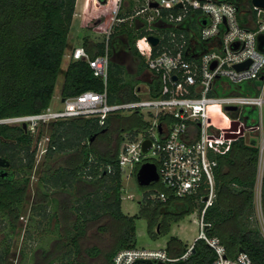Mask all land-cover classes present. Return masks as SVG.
<instances>
[{
  "label": "trees",
  "instance_id": "trees-1",
  "mask_svg": "<svg viewBox=\"0 0 264 264\" xmlns=\"http://www.w3.org/2000/svg\"><path fill=\"white\" fill-rule=\"evenodd\" d=\"M98 1L103 3V0ZM231 1L237 6L242 3ZM129 2L134 6L132 0ZM75 4L76 0H0V122L39 114L48 109L60 78L61 99L76 97L87 91H104L102 80L93 76L85 61L70 58L74 47L69 44L68 36ZM92 5L94 0H86L81 18L83 27L94 19ZM107 7L105 16L110 13ZM121 9L117 18L125 21L113 27L110 44L111 47L121 42L128 44L135 76L140 75L146 66L135 49V43L145 32L138 30L134 24L136 20L139 22V18L128 20L134 15V10L131 12L127 8L123 14ZM81 41L80 47L90 57L103 53V42H93L89 37H83ZM65 56L68 60L64 66ZM256 85L258 83L241 84L230 87L229 92L254 96L257 94ZM154 89L157 92L156 84ZM106 91L109 102L115 97L120 102L134 99V74L124 64L118 63V67L110 68ZM245 114L255 123V111L248 109ZM112 121L126 125L123 132L129 139L134 138V130L142 132L146 126L136 113L128 117H108L103 125L95 118L47 124L48 143L44 160L47 172L38 180L40 199L30 210V218L37 217V230L41 235H46L38 248L40 258L46 261L44 264H88V260L100 259L105 264H111L118 251L136 248L135 217L126 216L121 210L122 172L117 164V155L123 141L122 135L104 153L94 147L97 140L110 141ZM36 141L21 126L0 123V157L9 163L7 168H0V225L5 223L11 231L17 230L30 184L29 173L35 168ZM71 153L78 155L76 166L50 165L55 155ZM258 154L254 138L224 144L211 154L212 159L217 161L214 168L215 197L203 216L200 193L184 199L170 197L167 202L161 203L151 199L154 191L147 192V188H140L143 192L146 190L140 216L147 220L151 237L156 239L158 235L152 230L154 226L160 230V234H167L170 222H178L197 210L199 219L202 217L203 223L208 225V236L218 237L228 256L233 257L242 250L253 264H264V237L255 220L254 202ZM1 173L6 175L2 177ZM81 184L91 190L79 193ZM68 189L79 194H76L68 209L72 217L70 229L67 234L63 231L60 234L56 229L57 223L63 224L64 203L51 192ZM260 201L264 219V170ZM50 205L53 208L48 212ZM52 220L56 221V229L48 232ZM89 228H96L102 241L110 240L106 250L96 245L82 247ZM10 246L11 242L3 250L0 246V264H7ZM186 250V245L170 237L166 251L175 261L165 264H211L214 260L213 251L203 241H195L190 256L181 260Z\"/></svg>",
  "mask_w": 264,
  "mask_h": 264
},
{
  "label": "built area",
  "instance_id": "built-area-1",
  "mask_svg": "<svg viewBox=\"0 0 264 264\" xmlns=\"http://www.w3.org/2000/svg\"><path fill=\"white\" fill-rule=\"evenodd\" d=\"M132 1L134 15L128 20L139 18L134 24L145 32L136 41L135 49L152 79L150 84L136 87L134 99L114 104L108 101L110 37L113 27L125 20L117 18L122 0H103L101 6L98 4L100 9L113 3L103 27V53L92 58L83 47H77L70 58L85 61L93 76L102 80L104 91H87L63 102L61 99V109L48 108L0 123L26 124L32 133L41 124L95 118L103 125L108 117L136 113L146 126L142 132L134 130L133 139L124 134L117 155L121 172L134 168L136 175L141 165L154 164L158 188L151 199L165 203L170 197L184 199L200 193L203 216L215 197L217 161L211 154L224 144L254 138L261 160L264 159V51L258 48V38L264 37V9L252 5V10L240 11V5L231 0ZM151 4L156 8H151ZM149 37L158 39L155 47L148 42ZM239 65L244 66L237 69ZM247 83H258L256 95L229 92L230 87ZM155 84L157 92L153 90ZM226 107L236 109L225 111ZM248 109L256 112L255 123L245 114ZM146 140L150 147L143 153ZM198 228L195 241H203L213 251L211 264H253L244 252L228 256L219 238L208 236V225L202 217ZM195 241L181 260L190 256ZM138 261L165 264L175 260L165 248H133L118 251L111 264Z\"/></svg>",
  "mask_w": 264,
  "mask_h": 264
},
{
  "label": "rangeland",
  "instance_id": "rangeland-1",
  "mask_svg": "<svg viewBox=\"0 0 264 264\" xmlns=\"http://www.w3.org/2000/svg\"><path fill=\"white\" fill-rule=\"evenodd\" d=\"M243 0L239 6L240 11L245 10H252V5L250 0ZM86 0H76L75 4V14L71 23L70 32L68 36L69 44L71 47H80L82 45L81 39L83 37H89L93 42H101L103 40V27L106 23L107 17L109 18L110 15L105 16V8H101V4L99 1L94 0V8L92 5V9L95 10L94 12V19L90 21L86 27L81 25V18L83 13V8ZM100 6H99V5ZM104 7V6H103ZM121 11L125 14L127 8L131 9L132 12L134 10L133 4L129 2V0H122L121 2ZM111 5L107 7L110 10ZM82 37V38H81ZM118 49V48H117ZM117 55L115 61H110L109 64V71L110 68L114 69L118 67V63H123L124 66L128 69L132 75L134 74V90L136 87H143L146 86L148 82V77L145 75H136L135 76V69H134V62L130 56L122 55L120 50H117ZM112 55V54H111ZM112 57V56H111ZM67 56L63 59V65L67 63ZM144 61V59H143ZM142 67V66H141ZM143 68V67H142ZM62 79L58 80L56 85L54 96L52 98L51 104L49 109L51 111H55L61 109L63 106L61 104L60 98V87H61ZM144 96H139L142 98ZM120 100L118 98H114L113 101L109 102V104L119 103ZM124 117H128V114L123 115ZM10 126H18L16 123H5ZM123 125L121 126L119 122L112 121L111 122V129H110V136L111 139L108 141L105 140H97L94 143V147L99 152H106V150L110 146H114V140L119 138L122 135L124 136L123 129L125 128ZM33 139H37V143L35 146V168L33 169L32 173H29V188L27 189V193L25 196V203L23 205V210L21 216L19 218V224H17V230L11 231L9 227L4 223L0 225V246L1 249L6 246L9 242H11V246L9 249L8 257H7V264H44L46 261L40 258V252L38 249L42 244L41 241L46 236L45 233L41 235L40 230L36 228L37 217L30 218L31 216V206L38 202L40 199L39 193L37 192L38 180L40 179L41 175L47 172V166L44 164L45 160V150L47 148L48 143V126L47 124H41L37 126L34 132L31 133ZM38 137V138H37ZM263 157L261 160V154H258L257 160V169H256V176H255V188H254V202H255V220L258 221L261 233L264 237V219L262 216V207H261V183L263 177V170H264V163ZM79 158L76 153L66 154V155H55L53 159L49 162L50 165H54L55 167L59 166H66V167H74L78 164ZM18 177V176H17ZM21 177V176H19ZM79 187V193L87 192L91 190L90 187H86L83 184ZM122 203H121V210L123 214L129 217H135V228H136V245L139 248L142 246L146 249H155L157 243L159 245L163 244L166 240L168 241L170 237H174L178 239L183 245L189 246L191 245L198 236L199 233V213L197 210L192 212L191 214L185 216L182 220L178 222H170L169 224V231L167 234H160V230L155 226L153 227V232L156 234L158 233L157 240L152 238L148 231V222L145 218L140 216V208L143 202L144 192H153L157 191V183L151 184L147 189L143 192L139 188L136 183L135 175H134V168H125L122 172ZM153 188V189H151ZM43 190V189H41ZM153 192V193H155ZM54 193V196L57 200H60L64 203L65 211H63V224L57 223V229L55 227L56 221H51L50 225L47 228V231L51 232L55 229L60 231V234L63 231L64 234H67L70 229V224L72 222V217L69 214V206L72 204L74 197L76 194L79 193L75 192L74 190H66V191H56L51 192ZM152 193V194H153ZM151 194V195H152ZM150 195V196H151ZM152 198V197H151ZM53 206H48V212H51ZM55 228V229H54ZM162 231V230H161ZM51 235L49 234L48 237ZM53 238L55 235L52 236ZM157 243H156V242ZM90 245L100 246L104 250L107 249L106 246L110 245V240L102 241L97 234L96 228H89L87 229V236L82 242V247H89ZM47 247V246H45ZM163 248V247H162ZM34 254V257H33ZM88 264H105L102 259L97 261H87Z\"/></svg>",
  "mask_w": 264,
  "mask_h": 264
},
{
  "label": "water",
  "instance_id": "water-1",
  "mask_svg": "<svg viewBox=\"0 0 264 264\" xmlns=\"http://www.w3.org/2000/svg\"><path fill=\"white\" fill-rule=\"evenodd\" d=\"M250 3H251V5H253L257 8L264 9V0H250ZM150 7L156 8V5L151 4ZM177 7L180 8V5ZM148 42L150 43V45L152 47H155L158 44V39H156L154 37H149ZM258 48L261 51H264V37H262V36L258 38ZM116 55H117L116 52L112 51L111 60L113 62H116L114 59V58H116ZM120 64H122V63H120ZM243 66L244 65H239V66H236V68L240 69ZM213 67H214V64L212 65V68ZM63 101H64V99H62V102ZM235 109L236 108H234V107H226L225 111H233ZM21 127L23 128L24 131H27L26 124H22ZM149 147H150V142L147 140L144 141L142 144L143 153H146L147 149ZM8 166H9V163L5 159L0 157V168L5 169ZM5 175H6V173L1 174L2 177H4ZM135 180H136V183L139 186V188H147L151 184L156 183L158 181V174H157L156 166L154 164H151V163H145V164L141 165L136 172ZM204 201H206V199ZM239 252H243V251L239 250ZM137 264H152V262H150V261H138ZM157 264H164V263L159 262Z\"/></svg>",
  "mask_w": 264,
  "mask_h": 264
},
{
  "label": "flooded vegetation",
  "instance_id": "flooded-vegetation-1",
  "mask_svg": "<svg viewBox=\"0 0 264 264\" xmlns=\"http://www.w3.org/2000/svg\"><path fill=\"white\" fill-rule=\"evenodd\" d=\"M235 2H237V3H241L242 0H235ZM114 47H115V48H118V50H120V52L122 53V55L124 54V55H126V56H127V55L129 56L128 44H127L126 42H121V43L118 44V45H114ZM114 47H112V48H113L112 51H115L116 54H117L118 52L115 50ZM122 64H123V63H122ZM1 174H3V173H1Z\"/></svg>",
  "mask_w": 264,
  "mask_h": 264
},
{
  "label": "crops",
  "instance_id": "crops-1",
  "mask_svg": "<svg viewBox=\"0 0 264 264\" xmlns=\"http://www.w3.org/2000/svg\"><path fill=\"white\" fill-rule=\"evenodd\" d=\"M242 1H243V0H242ZM245 2H247V0H246ZM74 48H77V47H74ZM114 48H115V47H114ZM115 50L117 51L118 49L115 48ZM141 75H144V76L146 75V76L148 77V82H147V83L150 84V82L152 81V79H151L150 74L148 73V71H147L146 69L144 70V72H143ZM122 213H123V212H122ZM124 215H125V214H124ZM159 235H160V234H159ZM159 235H157V236H159ZM172 237H173V236H172ZM156 240H157V238H156ZM155 242H156V241H155ZM157 242H158V241H157ZM157 242H156V243H157ZM167 242H168V241L166 240V241H165L163 244H161V245H159V243H157V245H156L157 247H156L155 249H161L162 247L166 249V244H167ZM136 247L139 248L137 245H136ZM187 247H188V246H187ZM142 248H144V247L142 246Z\"/></svg>",
  "mask_w": 264,
  "mask_h": 264
},
{
  "label": "bare ground",
  "instance_id": "bare-ground-1",
  "mask_svg": "<svg viewBox=\"0 0 264 264\" xmlns=\"http://www.w3.org/2000/svg\"><path fill=\"white\" fill-rule=\"evenodd\" d=\"M137 248V247H136Z\"/></svg>",
  "mask_w": 264,
  "mask_h": 264
}]
</instances>
